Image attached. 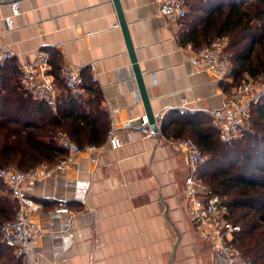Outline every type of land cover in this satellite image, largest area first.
<instances>
[{"label":"crops","instance_id":"obj_1","mask_svg":"<svg viewBox=\"0 0 264 264\" xmlns=\"http://www.w3.org/2000/svg\"><path fill=\"white\" fill-rule=\"evenodd\" d=\"M13 1L0 0V50L13 51L18 66L47 51L53 73L68 66L94 79L124 143L113 150L106 139L66 174L33 185L42 264H215L189 219L187 156L164 135L145 138L139 130L147 115L115 1L19 0L17 16ZM120 4L156 119L179 113L183 97L188 115L221 108L233 84L190 63L158 0ZM61 207L69 213H57Z\"/></svg>","mask_w":264,"mask_h":264},{"label":"trees","instance_id":"obj_2","mask_svg":"<svg viewBox=\"0 0 264 264\" xmlns=\"http://www.w3.org/2000/svg\"><path fill=\"white\" fill-rule=\"evenodd\" d=\"M185 2L188 14L179 33L184 45L205 46L217 36H229L233 85L246 73L264 79V0ZM13 62L0 68V168L14 165L28 171L56 163L66 155L58 141L60 133L81 148L105 142L110 120L94 79L83 76L87 95L76 97L61 81L56 66L62 96L53 111L28 95L20 83L19 66ZM162 134L168 139L193 138L208 156L199 178L228 203L231 220L242 229L235 243L244 256L264 264V96L252 108L250 130L230 143L221 140L212 118L202 114H169ZM16 211L17 203L0 179V222L12 220ZM0 264H24L1 239Z\"/></svg>","mask_w":264,"mask_h":264},{"label":"built area","instance_id":"obj_3","mask_svg":"<svg viewBox=\"0 0 264 264\" xmlns=\"http://www.w3.org/2000/svg\"><path fill=\"white\" fill-rule=\"evenodd\" d=\"M160 15L173 26L178 35L182 30V22L187 17L188 9L185 0H158ZM14 16L20 13L19 0L11 4ZM229 36H217L210 44L195 46L187 43L190 63L199 71L213 75L224 84H234V65L230 51ZM16 59L11 50H0V68ZM52 56L47 51H39L37 60L32 64L19 66L20 83L34 100L48 105L56 111L60 96V87L53 73ZM60 79L67 90L76 97L86 94L85 79L77 68L64 66L60 68ZM258 78L246 73L239 84L233 85L221 108L209 111L213 126L218 130L220 138L226 143L243 137L251 128L252 108L264 96V88L259 87ZM189 100L182 98L178 112L182 115L190 113ZM167 113L157 118L158 131L149 126L144 117L140 132L145 138L163 137L162 124ZM58 141L66 155L54 164H43L28 171H22L14 165L0 168L2 179L10 190V197L17 203L15 217L0 222V239L5 245L15 250L16 256L24 264H42V255L38 251V243L42 237V228L33 220L32 215L41 208L33 198V185L40 180L56 174H66L78 155L83 152H95L97 146L81 148L67 134L60 133ZM174 150L187 156L189 173L185 179V196L188 199L189 219L197 235L205 241L214 255L215 264H256L244 256L235 240L241 232V226L233 223L228 203L199 178V168L204 165L208 156L203 153L193 138L168 139ZM108 147L116 150L124 143L114 119L110 122L107 136ZM57 213H69L65 207ZM54 226V223H50ZM73 237V234H69Z\"/></svg>","mask_w":264,"mask_h":264},{"label":"water","instance_id":"obj_4","mask_svg":"<svg viewBox=\"0 0 264 264\" xmlns=\"http://www.w3.org/2000/svg\"><path fill=\"white\" fill-rule=\"evenodd\" d=\"M114 1L116 4L117 11H118V16H119L121 28L123 30V33H124V36L126 39L128 51L130 53V57H131V60L133 63L134 72H135V76H136V79H137V82L139 85V89L141 92L142 101H143L144 106H145L146 115H147V118L149 120V126L152 130L158 131L156 115L154 114L152 106H151V101H150V98L148 95V91L146 89L143 73H142V71L138 65L137 57L135 54V49H134L132 39H131V36L129 33L128 25L126 23L124 15H123V10H122V6L120 4V0H114Z\"/></svg>","mask_w":264,"mask_h":264},{"label":"rangeland","instance_id":"obj_5","mask_svg":"<svg viewBox=\"0 0 264 264\" xmlns=\"http://www.w3.org/2000/svg\"><path fill=\"white\" fill-rule=\"evenodd\" d=\"M232 55H233V53H232ZM257 80H258L259 87L264 88V79L262 77H259Z\"/></svg>","mask_w":264,"mask_h":264}]
</instances>
